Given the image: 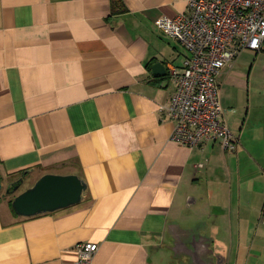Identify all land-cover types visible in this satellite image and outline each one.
<instances>
[{
	"label": "crops",
	"instance_id": "obj_1",
	"mask_svg": "<svg viewBox=\"0 0 264 264\" xmlns=\"http://www.w3.org/2000/svg\"><path fill=\"white\" fill-rule=\"evenodd\" d=\"M185 10L184 0H0V175L87 184L79 204L52 213L0 204V264H73L79 242L99 245L95 264H264V48L246 49L261 82L234 65L218 76L236 149L178 144L159 107L174 91L167 65L187 51L156 20ZM192 204L194 223L216 213L220 246L192 242Z\"/></svg>",
	"mask_w": 264,
	"mask_h": 264
},
{
	"label": "built area",
	"instance_id": "obj_2",
	"mask_svg": "<svg viewBox=\"0 0 264 264\" xmlns=\"http://www.w3.org/2000/svg\"><path fill=\"white\" fill-rule=\"evenodd\" d=\"M184 1L185 11L156 20L158 30L187 51L180 68L167 65L174 91L159 111L174 122V142L195 148L215 139L233 151L238 139L225 121L218 76L223 68L233 66L241 51L264 48V0ZM261 220L264 224V202ZM98 249L95 242L75 244L73 264H95Z\"/></svg>",
	"mask_w": 264,
	"mask_h": 264
},
{
	"label": "water",
	"instance_id": "obj_3",
	"mask_svg": "<svg viewBox=\"0 0 264 264\" xmlns=\"http://www.w3.org/2000/svg\"><path fill=\"white\" fill-rule=\"evenodd\" d=\"M152 70L156 75L166 73L163 62L153 64ZM27 173L28 171H25L18 179L6 185V195L14 194L12 207L18 216L32 217L65 209L79 204L86 195L87 184L77 174L55 173H46L31 186L17 192ZM2 188L3 184L0 175V190ZM171 225L176 226L175 223ZM171 233L174 239L181 240V237H178L173 229H171ZM203 240H205V244H201ZM210 241L207 237L204 239L198 237L193 239L192 242H196L197 246H209ZM190 244L191 242L186 243L187 246H190ZM175 245L178 246L179 244L175 241ZM209 252L212 255L214 253L212 249H209Z\"/></svg>",
	"mask_w": 264,
	"mask_h": 264
},
{
	"label": "rangeland",
	"instance_id": "obj_4",
	"mask_svg": "<svg viewBox=\"0 0 264 264\" xmlns=\"http://www.w3.org/2000/svg\"><path fill=\"white\" fill-rule=\"evenodd\" d=\"M258 63H259L258 62V57L256 58V55H255L254 52L247 51V50H243V51H241L237 55V57L235 58V61H234L233 65L235 66L234 67L235 70H237L239 72H242V73H245V74H249L248 82H250L252 80L251 84L252 85H255L256 83L262 81V74L260 76H257L256 77V74H258L259 69L262 66L260 64L258 65ZM253 65L255 66V69H254L255 71H254V76L251 79V77H250L251 70L250 69H252V66ZM223 87H225V86L223 85L222 86V89L219 90V93H220L221 98L224 97V88ZM226 89H227V91L230 90L228 87ZM238 95H239L237 97V100L238 101H245L246 98H247L246 90H242V91L240 90V92L238 91ZM65 169H66L65 166H62V167L59 166V167H57V170H59V171H64ZM31 177L32 176H30L29 174L26 175V177L24 178V181H23L22 185L20 186V188H19V190L17 192L22 191L23 189H25V188L29 187L30 185H32V184H30L31 183L30 180L32 179ZM2 184H3V188L0 190V204L6 203V201L8 199H10V197L12 195H14V194L6 195L5 190H6V185L7 184L5 183L4 179H2ZM213 186L214 185H212L211 187L213 188ZM216 189L218 191H220V188L219 189L216 188ZM204 190H205V194H208L206 192V189L205 188H204ZM8 201H7V205H9V202ZM188 208L186 209V213L188 215V218H186V219H189L190 218V223L191 224H189V225H191L190 229L193 231L194 235H196L197 237L202 236L204 238L207 237L209 239L210 238L213 239L212 242L210 241V245L209 246H220L219 245L220 236L214 235V222H215V220L217 218L216 217V213L210 215L205 210V212L202 215L201 220H199L198 222L194 223L195 220L197 219V217H194L197 214L196 213V205L195 204L189 205ZM200 222L201 223H206V227L201 228V226L203 224H200ZM171 260L176 262V259H174V258L171 259ZM175 264H177V263H175Z\"/></svg>",
	"mask_w": 264,
	"mask_h": 264
},
{
	"label": "trees",
	"instance_id": "obj_5",
	"mask_svg": "<svg viewBox=\"0 0 264 264\" xmlns=\"http://www.w3.org/2000/svg\"><path fill=\"white\" fill-rule=\"evenodd\" d=\"M25 171H22L21 172V175L24 173ZM11 182V181H10ZM13 197H14V195H12L11 197H10V199H9V207H10V209H11V211L13 212V214H15L16 215V213H15V211L13 210V207H12V200H13Z\"/></svg>",
	"mask_w": 264,
	"mask_h": 264
},
{
	"label": "flooded vegetation",
	"instance_id": "obj_6",
	"mask_svg": "<svg viewBox=\"0 0 264 264\" xmlns=\"http://www.w3.org/2000/svg\"><path fill=\"white\" fill-rule=\"evenodd\" d=\"M178 246H180V245H178Z\"/></svg>",
	"mask_w": 264,
	"mask_h": 264
}]
</instances>
